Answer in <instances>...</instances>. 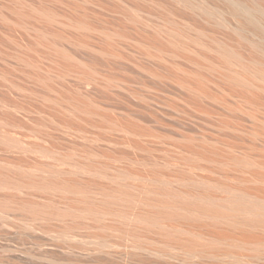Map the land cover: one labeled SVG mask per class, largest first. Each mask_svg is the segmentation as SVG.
<instances>
[{
  "label": "rangeland",
  "instance_id": "obj_1",
  "mask_svg": "<svg viewBox=\"0 0 264 264\" xmlns=\"http://www.w3.org/2000/svg\"><path fill=\"white\" fill-rule=\"evenodd\" d=\"M172 2L0 0V126L10 134L19 136L24 140V147H27L22 146L21 149V146H13L16 149L0 143V162L4 164L6 159L14 163H11L14 165L12 167H8L7 162L6 166L0 163L4 167L0 171L17 178L21 175L18 170L22 173L41 165V169L48 172L44 174L49 177L52 170L67 168L58 164L55 158L80 160L81 156H87L93 160L97 153L106 156L105 160L114 162L113 159H118L115 160L117 163L114 162L116 165L130 167L132 164L134 168L138 165L132 161L133 158H161L165 157L166 152V155L176 154L172 148L168 151L162 149L170 145L168 141L171 145L181 144L180 140L194 137L192 141L203 140L204 143L206 137L210 139L209 142L218 139L221 142L223 139L234 140L233 137L237 136V139L247 137L246 140H251L241 130L253 126L251 124H255V121L252 119L257 114L258 121L262 120L264 93L261 96V92L253 88L232 83L230 79L227 80L228 76L225 78L227 73L221 75L205 70L202 71L204 73H190L196 70L190 59L194 55L180 50L181 47L172 46L177 44L175 40L180 39L171 37L181 30L188 31L194 39L205 37L204 42L213 45L225 41L235 45L238 43L241 50L245 46L244 50L248 49V42L227 27H222L215 9L203 8L209 13L208 18L203 15L205 10H200L199 6L197 12L181 10L178 4ZM189 2L198 5L197 0ZM36 28L38 30L35 31ZM259 32L263 33L260 34L263 39L256 37L254 41L264 48V30ZM184 82L196 84L199 90H204L203 93L198 90L199 94L195 92L194 96L191 93L193 90ZM258 84L263 86V83ZM234 90L240 95V100L229 94ZM244 93L246 100L242 98ZM252 96L255 98L253 100L260 99V103L255 101L257 103L250 104L248 100ZM252 106L256 111H253L254 116L250 112ZM73 108H82L80 111L83 113L72 112ZM230 119L241 122L240 133L230 131L225 126ZM114 122L115 125L125 124L147 134L150 143L145 140V144L143 140L140 141L141 138L133 135L126 139L137 142L138 148H130V143L123 141L125 136L122 133L114 128L111 130L114 126L111 123ZM220 124L229 129L219 128ZM208 140L205 143H209ZM12 221V224L0 221V264H164L153 262L151 258H137L132 254L133 250L125 246L111 248L99 243L59 239L49 231L55 222L35 221L34 224L40 225L36 230L33 225L30 228L31 224L24 227L26 224ZM81 229L79 232L85 231Z\"/></svg>",
  "mask_w": 264,
  "mask_h": 264
},
{
  "label": "bare ground",
  "instance_id": "obj_2",
  "mask_svg": "<svg viewBox=\"0 0 264 264\" xmlns=\"http://www.w3.org/2000/svg\"><path fill=\"white\" fill-rule=\"evenodd\" d=\"M172 1L178 4L181 10L187 9L196 12L199 8L205 10L203 15L208 18L210 17L206 9H215L219 13L216 15H219L218 20H221L222 27H227L249 44L247 50H244L247 46L241 50L240 44L237 46L238 43L235 45L233 42L229 44V41H225V43L218 44L211 39L210 41L216 43L213 45L211 42H204L205 37L194 39L188 31L173 30V32H177L175 33L176 38H171L180 39V42L175 40L178 45L172 44V46L181 47L180 50L183 49L190 55H194V58L190 59L196 70L190 73H204L202 72L204 70L221 75L227 73L228 75H225V78L228 76L227 80L230 79L232 83L239 86L253 88L258 93L261 92V96H263L264 48L256 44L254 38H261L260 36L263 34L259 31L264 30V0H220L223 3L219 0H197L198 5L196 6L189 0ZM170 6L172 5L170 4ZM180 7L177 8L180 9ZM211 14L213 15L212 12ZM184 16L186 17V15ZM187 23L190 24L189 21ZM38 28L34 30L36 31ZM172 34L174 35V33ZM190 43H195L197 46L195 44L192 46L196 48H192ZM184 55L188 56L185 53ZM202 76L204 77V74ZM220 79L223 80V78ZM191 82H184L189 86V89L193 90L194 93H191L195 96V92L199 94L201 91L202 94L204 90H199L200 87H196V84ZM258 82L263 83V86ZM232 83L230 84L232 85ZM225 91L223 92L225 93ZM240 92L239 94H241ZM246 93L249 92L246 91ZM205 94L206 92L203 94L204 97ZM229 94L240 100V95H237L235 90ZM244 95L245 93L242 98L246 100ZM253 99L255 98L249 99L248 102L254 104L257 103L255 101L260 100ZM230 103L231 101H229ZM259 105L257 104L258 107ZM261 105L263 106V104ZM248 106L250 105L248 104ZM242 107V111L243 108L245 110V106ZM80 110L73 108L72 112ZM234 110L237 112V109L234 108ZM84 111L86 112V109ZM253 111L254 109L250 110L252 115ZM263 111L264 109H262ZM254 112L256 113V111ZM71 115L73 116V113ZM75 116L77 117L76 112ZM255 116L257 122L254 119ZM255 116L252 119L255 124L252 123L253 126H249V128L245 127V130H241V122L238 119L231 121L234 117H231L230 121L223 120L230 131L237 130L236 132L239 131V133L242 131L249 135L251 140H246L247 137L237 139V136V138L233 137L234 140L230 137L233 141H228L227 138V141H224L222 138L223 141L221 139V142H218V139L216 142L213 140L214 138H211L213 142H209L210 139L205 137L209 143H205L206 140L203 143V140L202 142L192 141L193 137L188 138L189 140H186L187 138L180 140L181 144L171 145V142L168 141L170 145L166 146L163 145L165 144L163 141L162 145L169 148L162 149L168 151L172 148L176 154L166 155L168 153L166 152L165 157L161 158H157L158 156L148 159L133 158L131 160L138 165L134 168L132 164V167L116 165L115 163L118 161L115 162V160L118 159H113L114 163L109 159V161L105 160L106 156H99L97 153L94 156L95 160L86 158L87 156H81L80 160L57 157L55 161L67 168L60 171H54V169L51 174H48L49 177L44 174L48 172L41 169V165H35L33 166L34 170L31 168L26 172L22 171V173H20L21 170H18L21 175L16 176L17 178L0 171L1 174H4L0 175V221H8L7 224H12L14 219L15 222L26 224L24 227H29L31 224L30 228L36 227V230L40 225L34 224L35 221L55 222L56 226L53 223L55 227L52 226L49 231L59 239L99 243L111 248L125 246L131 248L132 254L138 256L137 258H151L152 261H160L164 264H171V262L173 264L263 263L264 116L259 121L258 114ZM66 121L68 122V120ZM111 124L114 125L111 130L114 128L117 132L122 133L125 136L123 141L130 143L128 145L132 149L138 144L131 139H126L127 137L131 138L130 136L136 135L144 143L148 139L147 134L137 132L136 129L125 124L119 123L118 125L116 123L115 125V122ZM222 127L219 128L222 129ZM223 128L226 129V127ZM71 129L73 130V128ZM13 135L0 126V143L16 149L17 147L13 146L24 147V140ZM147 142L150 143L149 140ZM97 157L99 160L100 157L104 160L97 161ZM5 160L4 164L0 163L5 165L7 162ZM12 161L11 163H13ZM11 163L7 162L6 164L12 167L14 163ZM15 163L18 166L17 162ZM1 167L3 166H0V169ZM54 172L55 174H53ZM21 225L23 226V224ZM81 228L85 231L79 232ZM70 248L73 249L74 246L71 245ZM132 254H130L131 257Z\"/></svg>",
  "mask_w": 264,
  "mask_h": 264
}]
</instances>
